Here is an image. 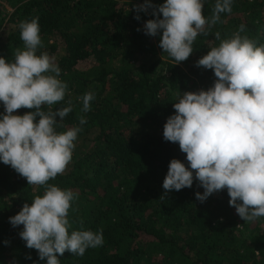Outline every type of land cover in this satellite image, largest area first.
<instances>
[{
  "label": "trees",
  "instance_id": "trees-1",
  "mask_svg": "<svg viewBox=\"0 0 264 264\" xmlns=\"http://www.w3.org/2000/svg\"><path fill=\"white\" fill-rule=\"evenodd\" d=\"M150 2L158 7L164 0ZM144 3L0 0V57L14 58L23 47L19 23L39 17V52L55 57L68 84L61 106L72 104L59 130L79 126L81 116L87 121L65 172L49 183L78 193L68 214L72 230H102L104 243L82 257L58 254L60 264H264V217L243 220L229 205L226 188L201 202L195 193L204 189L196 180L179 191L166 193L162 186L173 158L187 166L179 144L163 138L179 92L213 86V70L196 62L219 43L216 31L223 39L244 24L242 35L264 44V0H234L232 12L221 14L223 22L208 35H198L194 51L179 63L159 47V34H145L143 25L156 17L153 8L137 13ZM214 3L206 0V17ZM87 92L95 99L82 112L80 97ZM43 191L0 162V264H46L19 236L23 225L9 222Z\"/></svg>",
  "mask_w": 264,
  "mask_h": 264
},
{
  "label": "clouds",
  "instance_id": "clouds-1",
  "mask_svg": "<svg viewBox=\"0 0 264 264\" xmlns=\"http://www.w3.org/2000/svg\"><path fill=\"white\" fill-rule=\"evenodd\" d=\"M205 3L164 0L156 7L145 0L136 11L153 8L156 18L147 20L143 30L146 35L159 34V47L179 63L194 51L198 35H208L223 22L221 14L232 12L234 0H215L207 17ZM19 30L23 47L16 49L12 60L0 57V162L44 191L9 217V222L13 227L23 225L19 236L27 248L37 250L39 260L60 264L58 254L68 251L82 257L86 250L104 243L102 230H72L68 214L78 193L49 183L65 172L87 121L81 116L79 126L59 130L72 111L71 101L61 106L68 84L60 78L62 69L55 57L39 52L43 46L39 17L21 21ZM245 30L241 24L223 39L220 31L214 33L219 43L210 44L207 54L196 62L213 70L217 78L213 86L179 92L173 103L175 112L164 124L163 138L179 144L187 166L173 158L162 186L166 193L179 191L196 180L204 189L195 193L201 202L226 188L229 205L246 222H255L264 217V44L242 35ZM94 99L92 92L80 97L82 112L91 110ZM21 108L34 111L16 114Z\"/></svg>",
  "mask_w": 264,
  "mask_h": 264
}]
</instances>
